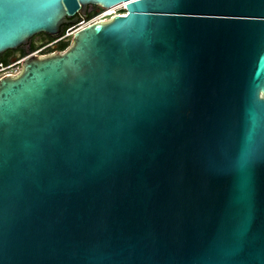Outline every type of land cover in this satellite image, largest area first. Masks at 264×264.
Masks as SVG:
<instances>
[{
    "label": "water",
    "instance_id": "95a60500",
    "mask_svg": "<svg viewBox=\"0 0 264 264\" xmlns=\"http://www.w3.org/2000/svg\"><path fill=\"white\" fill-rule=\"evenodd\" d=\"M120 1L0 0V54ZM125 1L0 78V264H264V0Z\"/></svg>",
    "mask_w": 264,
    "mask_h": 264
},
{
    "label": "built area",
    "instance_id": "2783aa9c",
    "mask_svg": "<svg viewBox=\"0 0 264 264\" xmlns=\"http://www.w3.org/2000/svg\"><path fill=\"white\" fill-rule=\"evenodd\" d=\"M127 5L125 3H118L111 5L107 8L101 7L97 10V12L91 16V17H85L82 14H80V20L76 23L70 24L64 32L55 38L54 40H51L49 42H46L42 46L38 47L35 51L27 54L24 57L16 58L15 60H11L8 64L0 63V78L7 74H17L22 69L23 61L26 57L38 54V55H47L51 54L55 51H65L72 43L74 35L82 30L83 28L93 24L94 22L98 21H107L114 17L115 15L127 14ZM60 42H68L69 45L65 49H59L58 44Z\"/></svg>",
    "mask_w": 264,
    "mask_h": 264
},
{
    "label": "trees",
    "instance_id": "16d2710c",
    "mask_svg": "<svg viewBox=\"0 0 264 264\" xmlns=\"http://www.w3.org/2000/svg\"><path fill=\"white\" fill-rule=\"evenodd\" d=\"M93 6H97L98 8H101L98 5H90L89 9L87 11V16L86 17H91L97 12V9H95ZM69 25L70 24H63L61 26L60 33L58 35H56V36H53V35L47 33L48 34L47 39L42 44H34V45H31V46H28V44H26L27 47H26V49L24 51V54L27 55V54L35 51L38 47L42 46L46 42L54 40L55 38L60 36ZM68 45H69L68 42H60L58 44V48L62 50V49H65ZM12 58H13L12 56H2V55H0V63L8 64L12 60Z\"/></svg>",
    "mask_w": 264,
    "mask_h": 264
},
{
    "label": "flooded vegetation",
    "instance_id": "af4514ba",
    "mask_svg": "<svg viewBox=\"0 0 264 264\" xmlns=\"http://www.w3.org/2000/svg\"><path fill=\"white\" fill-rule=\"evenodd\" d=\"M95 9H100L97 6H93ZM48 34L45 32H41L38 33L36 35H34L32 38H30L29 42L27 43L28 46L34 45V44H42L45 42V40L47 39ZM27 45L26 44H22L19 45L16 48L13 49H8L5 52L1 53L0 55L2 56H12L13 58H21L26 56L24 54V51L26 49Z\"/></svg>",
    "mask_w": 264,
    "mask_h": 264
},
{
    "label": "bare ground",
    "instance_id": "6f19581e",
    "mask_svg": "<svg viewBox=\"0 0 264 264\" xmlns=\"http://www.w3.org/2000/svg\"><path fill=\"white\" fill-rule=\"evenodd\" d=\"M125 3L126 4V1L125 0H122V1H120V2H118V3ZM118 3H115V4H118ZM114 5V4H113ZM127 5V4H126Z\"/></svg>",
    "mask_w": 264,
    "mask_h": 264
}]
</instances>
